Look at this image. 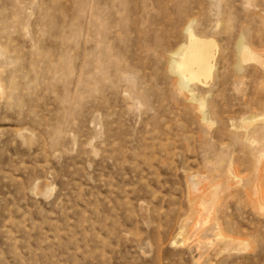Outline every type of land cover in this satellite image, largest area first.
<instances>
[{
  "label": "rangeland",
  "instance_id": "1",
  "mask_svg": "<svg viewBox=\"0 0 264 264\" xmlns=\"http://www.w3.org/2000/svg\"><path fill=\"white\" fill-rule=\"evenodd\" d=\"M188 30L216 48L183 91ZM239 41L264 54V0H0V264H264Z\"/></svg>",
  "mask_w": 264,
  "mask_h": 264
},
{
  "label": "bare ground",
  "instance_id": "2",
  "mask_svg": "<svg viewBox=\"0 0 264 264\" xmlns=\"http://www.w3.org/2000/svg\"><path fill=\"white\" fill-rule=\"evenodd\" d=\"M186 42L178 53L175 52L177 59L171 61V71L177 76L178 87L183 91H188L192 83L206 84L211 79L214 68L213 51L216 48L213 40L196 37L191 30L187 31ZM239 42L240 63L254 61L264 68V54H257L250 47ZM201 106L203 109V104ZM252 122L245 120L246 126H251Z\"/></svg>",
  "mask_w": 264,
  "mask_h": 264
}]
</instances>
